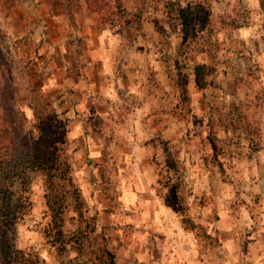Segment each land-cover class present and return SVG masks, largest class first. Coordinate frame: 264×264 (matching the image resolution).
<instances>
[{
	"label": "rangeland",
	"instance_id": "obj_1",
	"mask_svg": "<svg viewBox=\"0 0 264 264\" xmlns=\"http://www.w3.org/2000/svg\"><path fill=\"white\" fill-rule=\"evenodd\" d=\"M0 1V161H12L14 129L30 143L40 136L35 108L44 100L46 114L54 112L66 130L62 144L53 146L55 181L64 184V157L72 182L62 216L67 238L53 240L46 178L28 170L31 209L15 227L16 248L35 252L43 264H90L105 244L114 254L118 192L142 181L205 251L217 244L215 220L237 215V221H248L254 208L264 207V191L254 192L249 164L262 143L264 0H182L210 11L199 40L211 57L193 52L194 42L182 46L175 16L164 12L168 0H122L128 11L141 14L142 26L156 24L155 35L135 34L134 42L115 25L114 0H108L102 15L117 33L107 43L119 49L107 70L113 82L100 93L78 22L86 5L69 0L71 25L64 0ZM197 64L206 65L201 87L194 82ZM13 101L15 126L8 111Z\"/></svg>",
	"mask_w": 264,
	"mask_h": 264
},
{
	"label": "crops",
	"instance_id": "obj_2",
	"mask_svg": "<svg viewBox=\"0 0 264 264\" xmlns=\"http://www.w3.org/2000/svg\"><path fill=\"white\" fill-rule=\"evenodd\" d=\"M39 1L42 5L48 4L46 0ZM75 2L85 5V0ZM51 7L59 6L52 4ZM82 10L78 22L83 24L82 35L86 36L88 51L94 56L90 60L96 75L93 84L100 93L104 85L113 82L107 79L112 76L107 70L115 63L112 54L117 53L119 46L109 44L107 40L113 41L117 32L102 23L96 13L88 12L86 6ZM142 30L145 37L155 35V22H144ZM261 52L264 54L263 48ZM126 80L132 79L128 77ZM140 94H143V88ZM261 111V148L249 160L253 166L250 174L253 190L259 193L264 191V109ZM118 196L122 211L115 224L118 239L112 247L116 264H264V207L254 208L251 214L255 217L248 221H237V212L231 209L229 211L236 216L215 220L212 230L218 238L217 244L205 251L198 245L194 233L185 229L181 217L156 199L145 181L138 187H124Z\"/></svg>",
	"mask_w": 264,
	"mask_h": 264
},
{
	"label": "trees",
	"instance_id": "obj_3",
	"mask_svg": "<svg viewBox=\"0 0 264 264\" xmlns=\"http://www.w3.org/2000/svg\"><path fill=\"white\" fill-rule=\"evenodd\" d=\"M113 3L114 11L111 12V15L116 18L115 25L126 33L127 39L134 42L135 34H137V37L145 38L142 30L141 14L137 11H128L122 0H114ZM62 4L70 24L74 25L75 20L71 2L64 0ZM108 4V0H85L88 12L96 13L104 24H107V18L102 14L106 12ZM164 12L168 18L175 16L174 19H176L182 33V46L190 48L191 42H194L192 47L196 48L192 50L193 52L200 55L208 54L211 57L208 47L199 40L201 38L199 33L208 28L210 24V11L206 7L200 3L185 4L182 0H168L164 3ZM110 26L114 27L113 25ZM130 29H133V32ZM205 67L206 65L199 64L193 67L194 82L198 87L202 85L203 69ZM14 105V101L11 102L8 110L12 117L11 124L13 126L17 124L14 118V108H12ZM48 108L49 105L44 100L35 108L38 112L36 118L42 125V127H36L40 132V136L32 137L30 143L29 137L23 136L22 131L14 129L13 138L18 140V143L14 144L12 161L7 162L6 159L0 161V264H43V261L35 252L28 249H18L13 242L16 225L25 220L31 209L28 196L30 185L28 170L30 168L42 171L46 178L45 200L47 210L51 216L50 228L54 232L53 240L67 238V235L62 231V216L66 194L72 186L71 179L68 177L69 164L64 157L63 162H59L63 165L61 172L62 178H64V184H61L60 187L55 181L54 166L56 165L53 164V146L58 142L62 144L66 130L61 121H56L54 112L46 114ZM41 112H44V114H41ZM208 143L212 152H215L217 147L210 135ZM98 248L99 257L90 264H116V256L111 253L106 244Z\"/></svg>",
	"mask_w": 264,
	"mask_h": 264
}]
</instances>
